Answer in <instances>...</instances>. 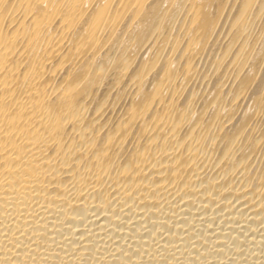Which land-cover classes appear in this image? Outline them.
I'll use <instances>...</instances> for the list:
<instances>
[{
  "label": "bare ground",
  "instance_id": "1",
  "mask_svg": "<svg viewBox=\"0 0 264 264\" xmlns=\"http://www.w3.org/2000/svg\"><path fill=\"white\" fill-rule=\"evenodd\" d=\"M0 264H264V0H0Z\"/></svg>",
  "mask_w": 264,
  "mask_h": 264
},
{
  "label": "rangeland",
  "instance_id": "2",
  "mask_svg": "<svg viewBox=\"0 0 264 264\" xmlns=\"http://www.w3.org/2000/svg\"><path fill=\"white\" fill-rule=\"evenodd\" d=\"M216 222H218V220H217ZM218 223H219V224H221V223H222V221H220V220H219V222H218Z\"/></svg>",
  "mask_w": 264,
  "mask_h": 264
}]
</instances>
